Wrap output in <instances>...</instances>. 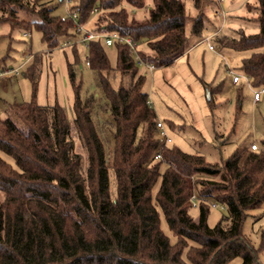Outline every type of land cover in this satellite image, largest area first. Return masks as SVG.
Here are the masks:
<instances>
[{
    "label": "trees",
    "instance_id": "1",
    "mask_svg": "<svg viewBox=\"0 0 264 264\" xmlns=\"http://www.w3.org/2000/svg\"><path fill=\"white\" fill-rule=\"evenodd\" d=\"M145 1L71 0L69 11L77 17L63 19L53 14L51 3L0 0V23L23 29L25 36L35 29L49 51L61 39L82 36L86 65L101 94L100 100L93 94L81 98L72 45L70 123L58 104L35 102L42 57L32 56L23 73L31 83V101L9 104L13 118L0 116V264H227L235 257L241 264H260L256 253L264 251V232L255 250L243 237L242 224L264 205V152L239 147L227 159L209 163L164 143L139 72L143 65H171L192 41L200 42L205 7L218 2L191 0L196 12L191 16L184 0H151L147 16L136 19L133 11L143 9ZM245 9L255 15L258 32L240 29L236 36L216 33L211 39L220 48L250 52L239 69L252 90L264 87V0L247 2ZM20 13L34 20L21 19ZM77 25L94 34L128 37L136 53L115 42L117 61L111 68L103 45L111 46L101 37L83 41ZM204 86L211 100L218 89ZM99 112L104 119H98ZM72 126L83 153L76 151ZM194 200L196 218L190 215ZM212 202L226 214L210 228ZM160 215L173 241L161 230Z\"/></svg>",
    "mask_w": 264,
    "mask_h": 264
},
{
    "label": "rangeland",
    "instance_id": "2",
    "mask_svg": "<svg viewBox=\"0 0 264 264\" xmlns=\"http://www.w3.org/2000/svg\"><path fill=\"white\" fill-rule=\"evenodd\" d=\"M55 6L53 14L64 17L66 7L57 0H41ZM252 0H219L205 7L207 16L206 27L202 38H212L218 35L236 36L242 29L245 34L258 32V22L255 15L245 9L247 2ZM187 12L196 14L191 0H184ZM71 5V2L67 5ZM151 0H146L144 8L133 11L136 19L147 16ZM69 11V8H67ZM132 15V14H131ZM20 18L34 20L32 15L20 13ZM96 16L86 26L93 28ZM189 23L186 26L188 32ZM87 28V27H86ZM27 33L23 29H11L7 23H0V73L17 69V74L0 77V116L12 117L8 105L12 103L29 102L32 99L30 81L23 73L34 55H41L40 76L35 92V102L38 105L58 104L65 112L67 120L72 123L73 90L71 88L67 64L73 63L71 46L76 44L77 65L74 67L76 80L81 82L80 96L95 95L100 100V92L95 84L94 74L86 65L88 51L82 42V36L61 39L59 45L48 50L41 40V34L35 29ZM68 42V44H67ZM214 52L210 51L205 42L192 41L188 51L177 58L171 65L155 67L150 70L140 66L139 72L144 75L143 91L147 94L155 111L156 119L161 122L171 139L170 146H176L188 154L203 156L209 163H219L227 159L239 147L250 148L251 144L257 151L264 152V96L259 103L252 102L251 89L242 78L237 84L231 81L227 68L242 77L239 69L241 59L250 54L248 51L238 52L228 48H220L211 39ZM103 49L111 68L117 61L116 46ZM118 79L117 76L114 77ZM117 81L113 82L116 87ZM204 84L218 89L210 98ZM239 98L240 111L237 110ZM98 119H104L98 113ZM13 118V117H12ZM169 124H172L170 127ZM103 135L109 136L108 128L102 125ZM141 128L138 129L140 135ZM76 151L83 153L72 126ZM111 142H107V149ZM2 158L13 164L7 155ZM110 182L113 185L112 177ZM213 204V202L211 203ZM193 207V205H192ZM196 206L190 210L193 218L197 216ZM225 211L220 205L210 206L207 225L214 227ZM160 227L171 241L174 237L169 232L166 222L160 215ZM264 232V205L248 213L242 224V235L253 249H258L261 234ZM258 262L264 264V251L256 253ZM240 257H235L227 264H241Z\"/></svg>",
    "mask_w": 264,
    "mask_h": 264
},
{
    "label": "built area",
    "instance_id": "3",
    "mask_svg": "<svg viewBox=\"0 0 264 264\" xmlns=\"http://www.w3.org/2000/svg\"><path fill=\"white\" fill-rule=\"evenodd\" d=\"M57 2H61L64 4V6L66 7V15L63 17H71L72 19H76V14L75 13H70V11H68V4L71 2V0H57ZM217 2H219V0H217ZM78 28L79 31H83L84 32V37H83V41H88L91 39H95L98 37H101L104 39V42L107 46H111L113 45L115 42L118 43H123V44H127L128 45V51L129 53H136V44L134 42L131 41L130 38L128 37H124V36H120L118 33L113 32V33H103V34H94L91 33L89 31H85L83 26L77 25L76 26ZM217 33V32H216ZM214 33L213 36L216 34ZM201 42H205L207 44V47L210 51H215L214 47L210 44V38L206 37L204 39H202L199 43ZM137 60L139 61L138 56L136 55ZM148 68L151 70L153 69L152 66H148ZM228 73L231 75V81L233 84H237L241 81V79L243 78L245 80L246 83H248V80L245 76L242 75V77L234 74L233 70L227 68ZM9 74H17V69L15 70H7L5 71V73L0 74V76L2 75H9ZM252 101L254 103H258L261 100V97L264 96V87H260L258 89H252ZM149 104H151V102H148ZM156 128L158 130V136L160 138L161 141H163L166 144L171 143V139L168 137V134L163 126V124L161 122H157L156 124ZM251 150L256 151L257 147L252 144L251 145ZM157 159L160 158V156L156 157ZM194 199V197L192 198ZM193 207L196 206L195 200L193 202ZM212 206H216V203L211 204ZM223 208V207H222Z\"/></svg>",
    "mask_w": 264,
    "mask_h": 264
},
{
    "label": "water",
    "instance_id": "4",
    "mask_svg": "<svg viewBox=\"0 0 264 264\" xmlns=\"http://www.w3.org/2000/svg\"><path fill=\"white\" fill-rule=\"evenodd\" d=\"M207 97H209V93H208V91H207Z\"/></svg>",
    "mask_w": 264,
    "mask_h": 264
},
{
    "label": "crops",
    "instance_id": "5",
    "mask_svg": "<svg viewBox=\"0 0 264 264\" xmlns=\"http://www.w3.org/2000/svg\"><path fill=\"white\" fill-rule=\"evenodd\" d=\"M252 102H253V101H252ZM259 102H260V101H259ZM259 102H258V103H259ZM253 103H254V102H253Z\"/></svg>",
    "mask_w": 264,
    "mask_h": 264
}]
</instances>
